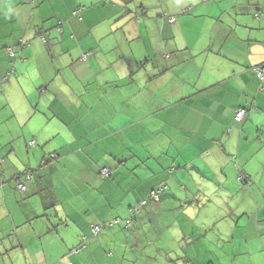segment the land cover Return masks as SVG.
I'll use <instances>...</instances> for the list:
<instances>
[{
  "label": "clouds",
  "instance_id": "9594fccd",
  "mask_svg": "<svg viewBox=\"0 0 264 264\" xmlns=\"http://www.w3.org/2000/svg\"><path fill=\"white\" fill-rule=\"evenodd\" d=\"M0 264H264V0H0Z\"/></svg>",
  "mask_w": 264,
  "mask_h": 264
}]
</instances>
